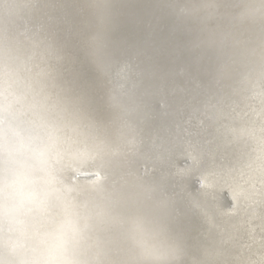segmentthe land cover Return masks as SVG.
Masks as SVG:
<instances>
[{
    "label": "bare ground",
    "instance_id": "obj_1",
    "mask_svg": "<svg viewBox=\"0 0 264 264\" xmlns=\"http://www.w3.org/2000/svg\"><path fill=\"white\" fill-rule=\"evenodd\" d=\"M18 2L0 65L28 117L59 133L55 190L87 264H236L228 201L194 177L245 158L264 28L233 20L236 0H109L103 19L93 0ZM193 2L219 11L193 18Z\"/></svg>",
    "mask_w": 264,
    "mask_h": 264
},
{
    "label": "clouds",
    "instance_id": "obj_2",
    "mask_svg": "<svg viewBox=\"0 0 264 264\" xmlns=\"http://www.w3.org/2000/svg\"><path fill=\"white\" fill-rule=\"evenodd\" d=\"M93 12L109 15V0H93ZM232 19L264 28V0H236ZM18 0H0V25L19 15ZM219 11L193 2L202 21ZM59 133L35 124L0 65V258L4 264H87L79 217L55 190L53 157Z\"/></svg>",
    "mask_w": 264,
    "mask_h": 264
},
{
    "label": "water",
    "instance_id": "obj_3",
    "mask_svg": "<svg viewBox=\"0 0 264 264\" xmlns=\"http://www.w3.org/2000/svg\"><path fill=\"white\" fill-rule=\"evenodd\" d=\"M256 108L241 111L246 119L248 151L244 160L221 169L200 172L194 185L208 190L221 191L228 206L220 214L230 219L232 230L239 239V256L236 264H264V88L260 91ZM229 136L233 141V135ZM182 153L188 164L196 162L193 144H182ZM193 154V156H192ZM76 178L98 179L91 171H76ZM197 213L198 208L192 206Z\"/></svg>",
    "mask_w": 264,
    "mask_h": 264
}]
</instances>
